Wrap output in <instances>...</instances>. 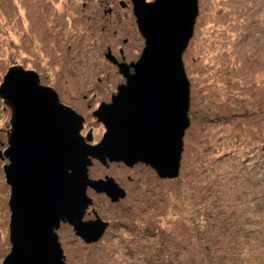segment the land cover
Instances as JSON below:
<instances>
[{"label": "rangeland", "instance_id": "obj_1", "mask_svg": "<svg viewBox=\"0 0 264 264\" xmlns=\"http://www.w3.org/2000/svg\"><path fill=\"white\" fill-rule=\"evenodd\" d=\"M123 2L131 6L129 0H0V86L12 66L36 72L41 85L86 119L85 135L91 131L98 143L104 129L92 113L125 84L106 55L120 58L123 49L127 62H136L145 46ZM182 60L190 124L179 176L160 179L142 163L109 169L93 163L89 177L113 178L126 196L114 202L88 192L93 202L84 219L98 216L109 228L87 245L63 224L65 264H264V0H198ZM10 117L0 98V264L11 247L3 171ZM200 212L213 227L204 226L203 238L195 230ZM239 230L250 249L228 261L237 255L229 234Z\"/></svg>", "mask_w": 264, "mask_h": 264}, {"label": "water", "instance_id": "obj_2", "mask_svg": "<svg viewBox=\"0 0 264 264\" xmlns=\"http://www.w3.org/2000/svg\"><path fill=\"white\" fill-rule=\"evenodd\" d=\"M131 3L145 46L130 64L106 55L125 84L93 113L105 129L97 144L81 134L84 117L61 103L53 88L41 85L36 72L12 66L3 79L0 98L11 110L3 152L11 247L2 264H65L58 236L63 224L86 244L102 238L108 223L98 216L84 220L93 202L87 190L112 200L124 198L125 191L112 178L90 179L93 161L126 167L142 163L160 179L179 176L190 124L182 57L194 35L198 0Z\"/></svg>", "mask_w": 264, "mask_h": 264}, {"label": "trees", "instance_id": "obj_3", "mask_svg": "<svg viewBox=\"0 0 264 264\" xmlns=\"http://www.w3.org/2000/svg\"><path fill=\"white\" fill-rule=\"evenodd\" d=\"M207 190L208 189L206 188L204 195H206ZM199 199L202 202V204H204L203 202H205V201L202 200L203 197H201ZM199 215H201V216L200 217L198 215L197 216L195 215V216L199 219L198 221H200L201 223H197L196 222V224H195V230L198 233V236L203 238V236H205V233H206V232H203L202 233V230H203L204 226L207 227L208 229L210 228L209 230H211V228H213V227L210 226L211 224H209V222L207 220V216H206V220L204 222V220L202 219L201 212L199 213ZM224 225H226V224L224 223ZM232 231H235V229H232ZM222 232H219L218 234L220 235V233H221V236H222ZM241 234H245V233L242 232L241 230H239L237 233L236 232H232V233L230 232L229 239L228 240H229V243H232V246L235 247V249H236L235 251L237 252V255H235V256L230 255V256L227 257L226 260L238 262V260H239L238 259V252H240V253H246L247 252V249H250L248 247V244H247V241H246L247 239H249V236L247 235V238H245V236L244 235L242 236ZM253 240H255L254 237H253ZM260 262L264 263V261H260Z\"/></svg>", "mask_w": 264, "mask_h": 264}, {"label": "flooded vegetation", "instance_id": "obj_4", "mask_svg": "<svg viewBox=\"0 0 264 264\" xmlns=\"http://www.w3.org/2000/svg\"><path fill=\"white\" fill-rule=\"evenodd\" d=\"M129 2H130V4H131V6L130 5H128V4H125L124 2L121 4V6H122V8H130V7H132V11H133V5H132V3H131V0H129ZM120 51V58L119 57H117V56H112L113 58H112V60L113 61H115V62H117V63H122V62H124L125 64H130V63H132V62H134V61H128L127 62V60H126V58H125V56H124V54H123V52H124V50L123 49H120L119 50ZM111 62V61H110ZM127 62V63H126ZM113 65L115 66L116 64H114L113 63ZM117 67V66H116ZM130 71L132 72V69H130ZM117 90V89H116ZM116 94V93H115ZM115 94H111V97H110V99H109V102H107V103H101L100 105H102V104H109L110 102H111V98H112V96L113 95H115ZM60 99V98H59ZM66 105V104H65ZM68 106V105H67ZM99 108V107H98ZM97 108V109H98ZM96 109V110H97ZM95 112V111H94ZM93 119H95L94 117H93V113H92V116H91ZM85 119V118H84ZM96 120V119H95ZM96 122H97V120H96ZM99 125H101L102 126V124L101 123H99V122H97ZM85 125H86V119H85V123H84V129H83V131L81 132V134L85 137L86 135V132H85ZM103 127V126H102ZM103 129H104V127H103ZM104 132H105V129H104ZM89 135H90V143H91V145H95V144H97V142L96 143H92V137H91V131H90V133H88ZM87 134V135H88ZM100 141V140H99ZM98 141V142H99ZM98 163L97 161H93V163ZM99 164V163H98ZM115 164H121V163H109V164H107V165H103L106 169H109L111 166H113V165H115ZM140 164V163H139ZM101 165V164H100ZM123 165V164H122ZM93 166V165H92ZM92 166L89 168V171H90V169L92 168ZM108 176L106 175V176H104V179L105 178H107ZM110 178V177H109ZM91 179V178H90ZM113 179V178H112ZM98 180H102V179H98ZM89 191H94L93 189H91V188H88V190H87V194H88V192ZM95 192V191H94ZM96 193V192H95ZM104 194V193H103ZM104 195H106V194H104ZM119 201H121V199L120 200H118L117 202H119ZM92 206H90L89 208H91ZM89 208L87 209V211H86V213H85V216H86V214H88V210H89ZM94 219H95V217H94ZM93 219V220H94ZM85 220V219H84ZM91 219L89 218L88 220H85V221H90ZM109 228V224H108V227H107V229ZM107 229H106V231H107ZM106 231H105V233H106ZM104 233V234H105ZM103 237V236H102ZM104 238V237H103ZM103 238H101L98 242H100ZM84 242V241H83ZM85 243V242H84ZM86 244V243H85ZM91 244H93V243H91ZM95 244V243H94ZM87 245H90V244H87Z\"/></svg>", "mask_w": 264, "mask_h": 264}, {"label": "bare ground", "instance_id": "obj_5", "mask_svg": "<svg viewBox=\"0 0 264 264\" xmlns=\"http://www.w3.org/2000/svg\"><path fill=\"white\" fill-rule=\"evenodd\" d=\"M14 83V82H13ZM9 84V83H8ZM18 88H22L23 90H25V86L22 85V84H18ZM90 178V177H89ZM114 180V179H113ZM115 181V180H114ZM115 183L118 185V183L115 181ZM119 186V185H118ZM120 187V186H119ZM121 188V187H120ZM122 189V188H121ZM125 196H126V193H125ZM125 198V197H124ZM124 198H118V199H115L114 198V202H117L119 199H124ZM112 200V199H111Z\"/></svg>", "mask_w": 264, "mask_h": 264}, {"label": "clouds", "instance_id": "obj_6", "mask_svg": "<svg viewBox=\"0 0 264 264\" xmlns=\"http://www.w3.org/2000/svg\"><path fill=\"white\" fill-rule=\"evenodd\" d=\"M60 100V99H59ZM61 102V101H60ZM62 103V102H61ZM70 107V106H69ZM74 110V109H73ZM79 114V113H78Z\"/></svg>", "mask_w": 264, "mask_h": 264}]
</instances>
